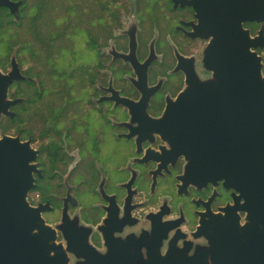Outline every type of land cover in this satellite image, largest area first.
<instances>
[{"label": "flooded vegetation", "instance_id": "flooded-vegetation-1", "mask_svg": "<svg viewBox=\"0 0 264 264\" xmlns=\"http://www.w3.org/2000/svg\"><path fill=\"white\" fill-rule=\"evenodd\" d=\"M40 3L0 6V139L34 157L28 200L68 264H214L219 238L264 254L245 78L249 56L264 81V0H70L52 23Z\"/></svg>", "mask_w": 264, "mask_h": 264}, {"label": "water", "instance_id": "water-1", "mask_svg": "<svg viewBox=\"0 0 264 264\" xmlns=\"http://www.w3.org/2000/svg\"><path fill=\"white\" fill-rule=\"evenodd\" d=\"M21 3V0H0V6L9 7L13 13ZM246 67V88L253 92L248 93V97L257 96V102L264 105V81L249 56ZM16 72V67L8 74L0 69V120L4 115L13 116L9 87ZM221 78L226 79L224 73ZM247 102L255 103V100L252 98ZM20 147L16 138L0 139V264H68L63 248L54 241L55 229L46 222L40 207L32 206L28 200V193L34 186L30 165L34 157ZM253 240L246 246L248 250L240 253L234 252L233 246L219 238L214 250V264H258L259 256L264 264V254L257 251L254 237Z\"/></svg>", "mask_w": 264, "mask_h": 264}, {"label": "rangeland", "instance_id": "rangeland-1", "mask_svg": "<svg viewBox=\"0 0 264 264\" xmlns=\"http://www.w3.org/2000/svg\"><path fill=\"white\" fill-rule=\"evenodd\" d=\"M23 1V0H21ZM33 1H38V0H33ZM67 1H70V0H51V4H50V7L48 8V10L46 11L47 14H44L43 15V18L47 21L49 20L48 22L46 23H52L54 21H57V19L55 18L56 16H58V14L61 15V13L63 12V9L65 8L66 6V2ZM58 10V11H56ZM55 11L56 13H52V15H49V13ZM56 15V16H55ZM63 17V16H61ZM61 17H58L60 19H62ZM15 29V27H14ZM13 29V33L11 34V38H15V31ZM21 30V33L23 34V28L20 29ZM29 30V29H28ZM13 58H15V52L13 53ZM1 69V68H0ZM3 117V116H2ZM2 119V118H1Z\"/></svg>", "mask_w": 264, "mask_h": 264}, {"label": "trees", "instance_id": "trees-1", "mask_svg": "<svg viewBox=\"0 0 264 264\" xmlns=\"http://www.w3.org/2000/svg\"><path fill=\"white\" fill-rule=\"evenodd\" d=\"M40 3L39 7L41 8L40 10V14L42 15L45 10H48V8L50 7L51 4V0H38ZM34 1L33 0H24V8H31L32 7V3ZM13 23H15V21H13Z\"/></svg>", "mask_w": 264, "mask_h": 264}]
</instances>
